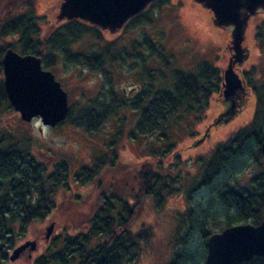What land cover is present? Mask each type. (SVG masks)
Wrapping results in <instances>:
<instances>
[{"label":"trees","instance_id":"trees-1","mask_svg":"<svg viewBox=\"0 0 264 264\" xmlns=\"http://www.w3.org/2000/svg\"><path fill=\"white\" fill-rule=\"evenodd\" d=\"M19 1L20 11L0 22V38L9 39L0 45V59L4 50L11 48L22 55H36L44 69L50 70L61 61L103 72L107 81L110 77L105 66L136 59L138 47L148 51L146 57L140 53L143 61L155 56L168 66L172 59L163 53L161 45L146 36L130 45L132 55L129 48L117 44L118 40H105L99 29L80 20L63 21L42 32L39 22L44 18L35 15V0ZM167 4L168 0H158L150 9L160 10ZM148 15L147 10L131 19L123 31L151 20ZM85 37L96 40L98 48L88 52L78 49ZM253 37L257 47L264 49V21L255 26ZM1 69L0 60V74ZM169 72V86L157 85L155 81L159 79L147 70L150 76L143 85L133 87L130 96L109 92L101 102L97 97L102 95L100 92L76 114L69 104L67 117L56 125L68 123L93 134L109 118L119 116L122 120L126 118L123 113H129L134 119L124 136L131 142L148 140L145 155L153 157L155 163L143 159L135 165L120 160L117 145L122 126L91 164L76 170L63 158L52 163L37 159L29 135L21 130L0 135V264H8L16 243L63 205L58 200L61 196L70 201L65 209L88 206L86 218L74 233L52 236L31 264H131L150 245L153 236L146 223L132 228L135 216L141 206L153 213L161 212L173 194L182 193L186 206L174 216L170 242L177 248L163 264H204L206 240L211 233L262 221L264 158L259 148L264 140V79L245 72L244 78L254 93L250 120L214 145L207 155L196 159V174L184 185L183 178L188 173L180 174L179 157L175 156L172 165L166 164L164 158L183 137L196 134L195 125L202 120L212 96L221 91L222 77L218 67L203 60L190 70L171 68ZM2 79L0 113L12 112ZM127 170L132 177L119 179ZM38 232V236L45 235L44 231ZM195 236L203 246L200 259L199 253L189 251ZM240 264H264V256Z\"/></svg>","mask_w":264,"mask_h":264},{"label":"rangeland","instance_id":"rangeland-1","mask_svg":"<svg viewBox=\"0 0 264 264\" xmlns=\"http://www.w3.org/2000/svg\"><path fill=\"white\" fill-rule=\"evenodd\" d=\"M60 3L61 0H35L33 5L35 15L44 18L43 21L39 22L42 32L63 22L56 19ZM20 4L21 1L19 0H0V22L18 13L22 8ZM149 9L150 7L147 9L148 17L151 20L141 21L142 23L140 22L137 26L126 29V32L123 31L124 27L115 33L100 29L99 31L105 40H118L117 44L129 48L132 55L134 53L130 45L140 42L145 36L149 37L153 42L163 47V53L172 56L169 65L165 66L155 56L144 61L141 60L140 53L141 56L146 57L148 51L138 47L136 53L139 56L136 59L129 58L124 62L105 66L106 73L110 77V80L107 81V78L102 75L103 72H92L82 66L65 65L59 61L50 71L67 92L68 104H71L74 114L100 92L102 95L97 97L101 102L109 92L121 96H130L133 91L132 88L136 87L137 84L143 85V82L150 76L146 73L147 70L152 71L153 77L159 79L157 82L155 81L157 85L164 83V85L169 86L171 68L190 70L202 60L213 63L220 69L221 73L227 67L231 55L229 51L230 30L215 26L210 10L205 9L194 0H168V4L160 10L158 8ZM261 21H264V12L251 16L246 26L243 42V47L247 49V57L243 62L233 67L244 81V90L239 101L241 104L237 113L228 122L218 123L214 126L213 120L224 110L225 104L221 91L213 95L202 120L194 127L196 134L183 137L180 142H177L173 152L164 158L166 164L172 165L175 163V156L179 157L180 165L178 168L182 169L180 174L185 176V173H188L187 177L183 178L182 184L184 185L188 184L191 177L196 174L198 168L196 159L207 155L214 145L227 139L232 132L245 125L253 114L254 93L248 84V79L244 77L245 72H248L255 78L264 79V49L261 50L257 47L253 37L255 26ZM8 40V38H0V45ZM97 44L99 43L96 40L85 37L77 48L85 52L94 51L95 48H98ZM0 77L3 78L2 72ZM123 115L126 118L122 120L119 116L109 118L99 131L88 134L83 129L74 128L68 123L51 128L44 126L38 118H33L29 122L23 121L19 113L13 109L12 112L0 113V135L7 134L13 129L21 130L22 134L29 135L33 154L37 159L52 163L63 158L69 163L72 170H76V168L91 164L93 158L104 151L105 146L112 135L117 132L119 126H122L121 137L117 145L120 160L124 163L133 162L135 165L143 159L145 162L155 163L156 160L153 157L145 155L147 151L145 145L148 140L138 139L131 142L124 136L129 130L134 116L129 113H123ZM199 139L203 140L195 145ZM123 172L124 174L121 175L122 177L119 176V179L132 177L130 170ZM68 199L65 196L59 197L58 200L63 201V205L58 206L54 214L45 222L34 225L27 232L26 237L16 243L19 245L26 240H34L36 241V248L33 251L25 250L18 259L13 262L9 261L8 264H31L32 260L44 250L47 241L52 236L62 232L72 234L76 227H82L83 219L86 218L89 207L65 209ZM185 206L182 193L170 196L166 201L164 210L158 213L148 211L141 206L133 220L132 228L136 229L146 223L152 228L153 236H151L150 245L144 248L131 264H163L171 257L177 248L172 247L170 242L171 235L174 234V216L182 212ZM50 224H53V228L48 239L45 238V235L42 237L37 235L38 231L45 232ZM191 241L189 251H194L196 255L199 253L198 259H200L203 252L202 242L198 236H195Z\"/></svg>","mask_w":264,"mask_h":264},{"label":"water","instance_id":"water-1","mask_svg":"<svg viewBox=\"0 0 264 264\" xmlns=\"http://www.w3.org/2000/svg\"><path fill=\"white\" fill-rule=\"evenodd\" d=\"M158 0H61L57 21L80 20L109 33L119 32L128 21L144 13ZM212 12L215 26L230 30L228 65L221 73V94L224 110L213 120V125L228 122L240 107L244 81L233 67L247 57L243 47L246 26L251 16L264 12V0H194ZM2 84L6 97L21 120L38 118L44 126L55 127L69 112L68 95L54 74L42 68L41 59L33 54H20L7 48L1 57ZM207 135V133H206ZM205 135V136H206ZM203 139L195 142L201 143ZM264 158V140L260 148ZM53 224L45 230L51 235ZM36 241L26 240L9 253L13 262L25 250L33 251ZM204 264H240L255 256H264V216L253 225L244 223L228 226L211 233L206 240Z\"/></svg>","mask_w":264,"mask_h":264}]
</instances>
